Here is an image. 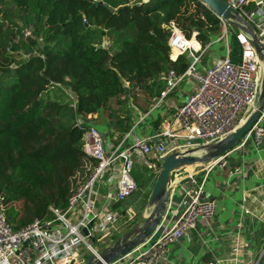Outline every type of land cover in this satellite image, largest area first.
<instances>
[{
	"label": "trees",
	"instance_id": "16d2710c",
	"mask_svg": "<svg viewBox=\"0 0 264 264\" xmlns=\"http://www.w3.org/2000/svg\"><path fill=\"white\" fill-rule=\"evenodd\" d=\"M12 1L32 19V36L24 37L0 0V207L19 228L52 216L50 205L64 210L86 164L94 163L82 146L88 124L78 128L76 114L91 122L101 110L119 141L132 125L130 97L140 92L139 100H152L163 73L188 64L185 54L169 58V22L195 46L193 32L205 45L222 33L223 22L200 0ZM228 41L237 62L234 31ZM256 264H264V251Z\"/></svg>",
	"mask_w": 264,
	"mask_h": 264
},
{
	"label": "built area",
	"instance_id": "2783aa9c",
	"mask_svg": "<svg viewBox=\"0 0 264 264\" xmlns=\"http://www.w3.org/2000/svg\"><path fill=\"white\" fill-rule=\"evenodd\" d=\"M225 1L238 10L264 41V24L259 21L264 15V0H257L252 6L253 0ZM222 22L224 27L219 39L223 38L225 42L224 54L203 69L199 67L201 57L211 42L203 45L195 36L198 43L195 46L191 36L187 37L174 21L169 22V58L176 60L179 54H185L188 64L181 72L170 67L163 73L164 86L155 99L164 98L185 78H190L193 84L184 101L153 134L135 135L131 141L125 138L108 141L96 125L85 122L82 114H76L78 128L88 124L82 131V146L94 163L86 164L87 174L68 195L64 210L49 206L50 217H35L14 228L0 207V264H77L89 254L97 255L99 248L94 245L95 240L107 238L114 231L121 214L120 204L138 187L133 175L136 163L155 168L169 152L214 143L233 130L244 114L252 110L250 107L260 89L262 63L250 35L238 27L230 30L228 22ZM231 31L241 45V57L237 62L229 55ZM22 32L24 37L32 36L31 25L24 27ZM70 95L75 108L76 98ZM263 136L264 108L236 147H243L248 141L258 146ZM217 162L218 159L213 160L210 165ZM210 165L206 168L209 169ZM182 168L172 171L170 196L162 220L163 223L170 211L168 222L171 224L160 232L156 229L132 251L104 264H159L168 244L178 242L187 230L196 227L200 218L207 220L210 226L213 224L216 199L204 194L197 172L176 177L175 171ZM234 171H241V166H235ZM187 176L190 179L181 183ZM177 191L180 193L178 199L174 196ZM91 220L88 233L83 234L82 228Z\"/></svg>",
	"mask_w": 264,
	"mask_h": 264
},
{
	"label": "crops",
	"instance_id": "0c3cea01",
	"mask_svg": "<svg viewBox=\"0 0 264 264\" xmlns=\"http://www.w3.org/2000/svg\"><path fill=\"white\" fill-rule=\"evenodd\" d=\"M256 1L253 0L250 6ZM259 21L264 24V15ZM220 36L221 34L212 38L210 45L216 41L218 44L214 49L207 48L201 57L200 69L224 54L225 42L222 38L219 39ZM192 84L190 78H185L159 101L155 97L147 102L142 98L140 104L143 109L134 101L138 100L131 96L129 107L132 125L120 139L131 141L135 135L153 134L162 121L170 118L184 101ZM136 96L141 98L143 95L138 92ZM97 116L98 112L92 114L91 122L108 141H113L116 134L110 137L106 114L98 118L100 122ZM219 162L208 164L209 169L205 165L197 172L203 183L204 194L217 201L213 224L210 226L207 220L200 218L196 227L187 230L178 242L168 244L166 254L159 264H252L255 261L256 252L264 244V136L260 145L248 141L243 147H234ZM238 165L241 166V171L235 172L234 167ZM135 168L143 170L148 167L136 163ZM137 190L138 187L132 194ZM132 194L120 204L121 214L115 222L118 228L125 226L130 219L133 220L134 210L141 204L139 193ZM174 196L178 199L180 193L177 191ZM127 217L128 221L124 222L123 218ZM168 218L170 211L157 232L171 224Z\"/></svg>",
	"mask_w": 264,
	"mask_h": 264
},
{
	"label": "water",
	"instance_id": "95a60500",
	"mask_svg": "<svg viewBox=\"0 0 264 264\" xmlns=\"http://www.w3.org/2000/svg\"><path fill=\"white\" fill-rule=\"evenodd\" d=\"M211 9L219 18L246 31L251 37L258 58L262 63V78L258 93V105L252 109L247 116L229 133L218 141L197 146L198 149L205 150L201 154H194L197 147L188 148L182 151H172L163 156L160 162V169L156 173L152 189L148 198L147 207L149 212L142 217L135 218L123 227H115L114 231L104 241V246L98 250V254H89L77 264H104L117 260L138 246L146 236L153 233L166 214L167 202L170 196V180L172 171L176 168L200 164L209 160L220 161L225 157L241 140L242 136L250 130L252 124L260 115L264 108V41L258 35L253 26L239 14L238 10L228 5L225 0H200ZM97 2H102L98 0ZM104 5L107 6L105 3ZM110 9H113L110 7ZM195 37V34H194ZM201 147V148H199ZM190 179L189 176L181 180L184 183ZM208 197H212L207 195ZM92 220L82 228V233L87 234V228L91 226ZM94 240V237L91 236Z\"/></svg>",
	"mask_w": 264,
	"mask_h": 264
},
{
	"label": "rangeland",
	"instance_id": "374dc122",
	"mask_svg": "<svg viewBox=\"0 0 264 264\" xmlns=\"http://www.w3.org/2000/svg\"><path fill=\"white\" fill-rule=\"evenodd\" d=\"M1 5L5 8H7L10 12H11V15H12V19L14 20L13 22L17 23L19 22L21 24V26L24 28V27H28L30 24H32V19L28 16V13H17V9L15 8L14 4H13V1L12 0H1ZM194 33H192V35L194 36ZM217 42V41H216ZM214 42L213 44L209 45V50L210 49H214V47L218 44ZM208 50V52H209ZM263 69V67H262ZM260 75H261V78H262V71L260 72ZM261 85V84H260ZM135 96V95H134ZM258 97V96H257ZM135 98L139 101V103H142L141 100H139V97L135 96ZM258 105V99L256 98V104H255V107ZM249 111V110H248ZM248 112H246L243 116V118L247 115ZM103 114L105 115V113H103L101 110L98 112V116H97V119L98 118H101V116H103ZM242 118V119H243ZM242 121V120H241ZM240 121V122H241ZM98 122L99 119H98ZM239 122V123H240ZM107 123V122H106ZM238 123V124H239ZM201 148V147H199ZM198 149V147H197ZM205 152L202 151V153ZM213 160H209L207 162H204V163H200V164H194L193 166H187L186 169L184 170V168H182L179 172L175 171L176 172V177H179L181 175H184L186 172H192V173H196L198 172L199 170L201 171V169L203 168V166L205 165H208L210 163H212ZM220 162H218L219 164ZM158 168V166H156ZM148 168V169H143V170H136V168L134 169L133 171V175H135L137 181H138V190L132 194V195H137V193H139L140 197H141V204L139 206H137V208L134 210V214H133V219L135 218H140L143 216V214H147L148 213V210L149 208L147 207V202H148V198H149V195H150V192H151V189H152V185H153V182H154V178H155V175L156 173L159 171L160 167L157 169V168ZM185 167V166H184ZM157 169V170H155ZM85 176V174L83 175ZM82 176V177H83ZM82 177H79L75 182L74 184H77ZM21 201H19L18 204H20ZM131 218V217H130ZM124 222H127L128 221V217L127 218H123ZM132 220V219H130ZM106 238H98L95 240L94 242V245L97 246L99 249L102 248L104 246L103 244V240ZM261 249L256 252L255 254V257L254 259L257 260L258 258H260V256L262 255L261 253L263 252L262 250L264 249V244L261 245L260 247ZM86 258V257H83L81 259V261Z\"/></svg>",
	"mask_w": 264,
	"mask_h": 264
},
{
	"label": "bare ground",
	"instance_id": "6f19581e",
	"mask_svg": "<svg viewBox=\"0 0 264 264\" xmlns=\"http://www.w3.org/2000/svg\"><path fill=\"white\" fill-rule=\"evenodd\" d=\"M191 41H192V39H191ZM175 54V52L173 53V55ZM255 104H256V101H254V103L251 105V107H250V109H253V108H255ZM248 114V113H247ZM243 120V119H242ZM194 154H201L202 153V149H197V150H194V152H193ZM194 165V164H193Z\"/></svg>",
	"mask_w": 264,
	"mask_h": 264
}]
</instances>
